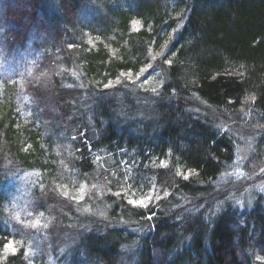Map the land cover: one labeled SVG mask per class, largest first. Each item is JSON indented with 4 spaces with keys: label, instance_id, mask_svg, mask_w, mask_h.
Wrapping results in <instances>:
<instances>
[{
    "label": "trees",
    "instance_id": "trees-1",
    "mask_svg": "<svg viewBox=\"0 0 264 264\" xmlns=\"http://www.w3.org/2000/svg\"><path fill=\"white\" fill-rule=\"evenodd\" d=\"M44 1L0 0L3 49L34 58L19 82L31 123L0 106V264H38L24 245L3 255L20 240L3 217L12 169L39 173L31 219L68 239L74 264L120 263L130 238L113 227L118 209L150 231L133 264H264V201L239 209L215 185L252 135L242 181L264 169V0H58L56 13ZM141 69L158 72L154 93L130 82ZM135 152L132 184L152 191L146 211L113 169ZM92 182L108 221L76 213L77 191L99 201Z\"/></svg>",
    "mask_w": 264,
    "mask_h": 264
},
{
    "label": "rangeland",
    "instance_id": "rangeland-1",
    "mask_svg": "<svg viewBox=\"0 0 264 264\" xmlns=\"http://www.w3.org/2000/svg\"><path fill=\"white\" fill-rule=\"evenodd\" d=\"M58 0H45L44 4L50 13H56ZM1 33V30H0ZM34 61L32 52L29 50L23 52L11 53L3 49L0 43V106L3 108H9L10 104L12 110L10 113L19 117L22 121L30 122L32 117V112L28 99L25 95L19 92V82L21 76L28 71L29 65ZM142 70V69H141ZM139 71L133 77L129 78L130 82L137 83L136 87L147 92H155L159 85L161 84L159 80V74L157 71H150L145 73V71ZM150 70V69H149ZM130 73H126L128 76ZM10 101V103L8 102ZM36 123V122H35ZM239 143L244 145L242 148L237 149V159L233 163L230 169L232 174L229 177L226 175L221 176L217 185L218 190H224L222 193L228 202L237 208H247L251 207L257 201H264V169L259 170L256 174H253L250 179L242 181L245 177V173L242 171L245 162L248 157L254 152L255 139L252 135L249 140L240 139ZM66 151V150H65ZM103 151L99 153V156L103 155ZM117 159L118 166L115 165L114 168H119L120 174L124 177V182L121 187L125 189V198L128 200L138 201L143 199L145 195L151 196L152 191L149 189L135 188L133 186V174L134 167L138 159L136 157V152L128 156L121 155ZM94 161L96 162L99 157L94 153ZM126 156V157H125ZM133 162L129 158H134ZM65 162L64 169L67 168L66 160H61ZM118 169V170H119ZM117 169H114L116 171ZM61 168L58 169L59 178L62 180L64 174L61 172ZM62 176V177H61ZM39 173L37 171L29 170H6L4 183L5 186H1L4 190L6 201L4 203V212L6 218V227L11 236L20 237L21 244L24 245L25 253L31 259H35L38 264H74L71 258L66 257V250H69V246H66L68 239L65 237H59V239H54L52 236H48L45 233L47 231V224L44 220L34 219L33 213L30 212L31 203V193L33 188L36 186L39 178ZM89 181H92L90 179ZM232 182V183H229ZM133 183V184H132ZM89 193H97L99 195L100 203L104 202V195L102 187L96 182L89 184ZM225 186L223 189L222 187ZM65 194H69V188L64 186L62 190ZM72 200L76 208V213L78 215L87 216L94 221L104 222L108 221V213L111 211V205L107 203L100 205L99 201L92 203L94 206L88 205L85 200L83 202V194L79 191L72 195ZM152 198V196H151ZM90 201L91 198H86ZM96 199V200H98ZM152 202V199H151ZM150 202V204H151ZM173 203V202H171ZM176 203L178 208L185 209L187 213L189 210L193 209L191 202H186L185 200H180L177 198ZM141 208L142 211H146L147 207L136 206ZM81 208V211L80 209ZM117 215L113 220L116 229H120L124 235H129L130 244H125L124 247L120 246V252L122 254V260L119 264H133L136 259V252L139 249L140 241L145 238L150 231L145 228L144 225L139 221L141 218L139 216H133L129 212H121L118 209ZM32 218V219H31ZM42 219V218H41ZM150 219V218H149ZM30 222V224L28 223ZM27 227V231L24 233L23 230ZM33 230V233L29 235V232ZM121 233V234H123ZM179 233V231H177ZM62 239V241H61ZM24 240V243H23ZM183 245V244H182ZM187 245V244H186ZM181 248V245H178ZM176 248V249H178ZM178 256L176 257V260Z\"/></svg>",
    "mask_w": 264,
    "mask_h": 264
},
{
    "label": "snow or ice",
    "instance_id": "snow-or-ice-1",
    "mask_svg": "<svg viewBox=\"0 0 264 264\" xmlns=\"http://www.w3.org/2000/svg\"><path fill=\"white\" fill-rule=\"evenodd\" d=\"M135 23H139L138 21ZM142 72L145 71L144 69L141 70ZM107 87V85H105ZM187 179V177H185ZM151 202V196L145 195L143 199H140L138 201L129 200V204H134L136 206H142L147 207L150 205ZM22 246L21 241H8L3 246V255L7 256L9 254L15 255L18 249ZM27 255V253H25Z\"/></svg>",
    "mask_w": 264,
    "mask_h": 264
}]
</instances>
